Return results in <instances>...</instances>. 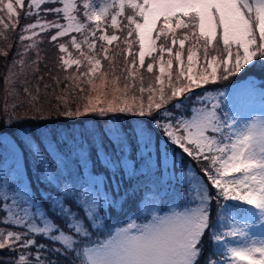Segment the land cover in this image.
<instances>
[{"label":"snow or ice","instance_id":"snow-or-ice-1","mask_svg":"<svg viewBox=\"0 0 264 264\" xmlns=\"http://www.w3.org/2000/svg\"><path fill=\"white\" fill-rule=\"evenodd\" d=\"M25 8V18L35 19L20 27L18 39L32 43L22 44L25 51L17 52L20 58L13 60L4 78V125L24 118L39 122L132 113L147 117V126L133 129L135 148L127 134L116 135L112 152L95 140L85 149L86 141L75 135L70 143L67 139L50 142L42 149L44 141L29 135L28 147L40 161L41 179L57 189L55 196L45 197L48 210H43L30 182H25L15 146L6 142L15 168L11 175L7 171L0 175V252L14 255L0 259V264H264V115H245L236 105L225 110L222 92L213 96L216 102L210 107L193 108L190 119L176 115L194 89L264 65V0H28L27 5L26 0H0V13L7 14V20L0 15L5 30L0 33L4 35L0 55L4 57L12 48L6 33L19 27L20 10ZM49 14L55 18L47 19ZM109 29L115 31L109 34ZM34 37L53 42L61 72L75 66V72L63 80L49 74L57 87L67 83L59 95L53 89L57 103L48 109L39 86L44 77L29 88L24 72L25 66L33 74L39 71ZM64 37L67 40L61 42ZM121 37L125 48L120 47ZM97 40L106 45L117 42L116 51L109 55V48L101 44L97 52ZM186 41L190 46L185 66ZM177 43L179 49L174 52ZM69 45L79 58L72 57ZM85 45L88 52L83 50ZM133 45H138V52ZM29 50L36 52L30 63L24 59ZM118 57H123L120 64L115 62ZM146 57L150 58L147 64ZM102 60L109 62L107 70ZM82 63L87 65L83 72ZM157 63L159 74L145 87L140 70L151 74ZM197 64L203 70L194 73ZM18 65L20 71L14 72ZM17 83L23 85V95ZM109 83L113 98L105 104L100 91L108 96ZM49 87L44 84L45 97ZM253 88L254 82L249 81L237 95ZM76 90L97 95H86L87 102L73 108L69 99L75 98ZM23 105L27 107L22 117L18 109ZM177 148L200 166L199 173L176 175ZM93 149L105 169L103 174H94V164L92 171L84 172ZM170 149L171 172L167 165ZM49 150L55 159L45 155ZM173 182L183 189L179 194L185 202L182 210L152 213L143 223L130 219L124 226L111 224L113 216L126 215L130 206L167 197ZM256 226L261 228L259 235L251 231ZM38 237L49 244L38 243ZM206 237L211 247H206Z\"/></svg>","mask_w":264,"mask_h":264},{"label":"trees","instance_id":"trees-1","mask_svg":"<svg viewBox=\"0 0 264 264\" xmlns=\"http://www.w3.org/2000/svg\"><path fill=\"white\" fill-rule=\"evenodd\" d=\"M28 0H26L27 5ZM48 7H51L53 5H47ZM59 6V5H56ZM27 8L21 9V15L19 18V27L15 30V32L8 31L6 35L10 37V43L12 44V48L9 51V54L7 57H4L0 55V142L3 136H8L11 138H19L20 145H24V147L28 148V150H23L24 148L22 146H19L23 151V156L26 160L27 170L25 173L26 181L30 182V189L32 192L35 193L36 200L40 202V204L43 206V210L49 209V198L53 197L57 194L56 186L53 185L52 187L48 186L47 181H43L41 179V171L40 168L36 169L35 171V165L30 157L32 155L33 157H36L33 155V153L29 150L28 147V136L33 135L32 137L37 139V142L39 140H43L44 143L41 145V148L43 149L45 147V141L46 139L55 142V141H62L67 139L70 143L72 140V136L75 135L77 140H80L83 138L84 141H86L84 147L87 149L91 142L89 141V136H93L94 134L98 133V130L100 132V139L101 142H103L104 148L108 152H112V144L115 142V136L120 135L122 138L125 134H127L128 139L132 142L133 148H135V145L137 143V139L132 135L133 129H139L140 127H146L147 126V117H140L138 115H133L132 113H107L105 116L101 117L95 114H88L86 116L78 117L74 120L67 119L65 117H54L51 121H34L32 119L24 118L20 122H14L10 126L4 125L2 122L6 118L4 113V97H5V89L6 85L4 84V78L6 75H8L9 67L12 65V62L14 59H19L20 57H17V52L23 53L25 50L22 47V44H31L32 40H25L23 42L19 41L18 36L20 33V27H22L25 24L33 22L35 17H28L25 18L23 15L24 11H26ZM0 15L4 16L5 20H7V15L5 13H0ZM54 15L49 14L47 16V19H54ZM66 23V22H65ZM37 31H39L37 29ZM113 29H109L108 33L111 34ZM179 31V30H178ZM5 30L0 26V33H4ZM75 34V33H74ZM119 35L120 33L117 32ZM26 36H30L31 33H25ZM76 35V34H75ZM99 35V33H98ZM79 37V34L77 35ZM37 38L38 47H39V54H40V60L37 62L39 71L33 74L32 70L28 67H24V72L27 75V79L30 81L29 88H33L34 85L39 80L40 76L44 77V80L40 82V89H41V101L44 104L45 109H48L51 105H55L57 103L54 96L51 95L53 92V89H55V92L57 95L61 94L63 90H65V83L62 82L57 87L55 81H53L50 78V75H59L61 80H63V77L68 76L70 74H73L75 72V66L72 68H69L63 72H61L56 67V59L58 55V49L54 47L53 42H50L47 38H41V37H34L33 39ZM134 38V37H133ZM130 38V39H133ZM67 40V37L61 38V42ZM123 37H121L120 47L123 46L126 47L122 43ZM159 44V41L157 42ZM104 44L106 47L109 48V55H112L116 51V42H113L112 45H106L105 42L97 40V49L96 51L99 52L100 45ZM190 46V41H186L185 43V49L183 51V59L185 62V66L187 65V48ZM222 46V45H221ZM4 47V35H0V48ZM179 49V44L174 48V52ZM85 52H88L87 46H84L83 49ZM196 49H194L195 51ZM69 51L72 53L73 58H79V53L72 48L69 45ZM133 51L138 52V47L136 45H133ZM199 55V51L197 52ZM66 55V54H65ZM126 56V52L124 53ZM154 56L157 55L156 53L153 54ZM167 53L164 54V59L167 57ZM24 59L30 63L32 60L36 59V52L34 50H29L25 56ZM123 57H118L115 61L117 64L122 63ZM128 59H131V57H128ZM166 61V60H165ZM150 62V58L146 57L145 63L147 64ZM108 61L102 60V64L104 66L103 70H107L108 68ZM86 63H82L80 67V71L83 72L86 70ZM247 67V66H246ZM177 68V63L174 61L173 63V70L175 71ZM121 70L120 67H117L116 71L119 73ZM202 64L194 65L193 72H199L202 71ZM14 72L20 71V66L18 65L16 69H13ZM141 73L144 76V85L147 87L151 79L159 74V64L154 65V71L153 73H147L144 69L140 70ZM210 71V70H209ZM50 74V75H49ZM256 78V86L259 89H264V65L257 64L255 67L249 68L246 73L239 74L235 77L229 78L227 81H217L215 83L209 82L207 85H203L201 88L194 89L190 100L186 101L185 107L183 109H180L178 112H176V115L181 114L183 116H190L193 111L192 109L195 106L202 107L203 105L207 104L210 105L208 101L209 95L213 94L215 96L217 93L222 92L224 93L223 97H220L222 101V108L225 109L224 100L227 97L226 95H231L233 88L250 78ZM13 80H16L17 77L13 76ZM20 80L24 79V76L19 77ZM83 77H81V82L83 81ZM47 83L51 87L47 89L49 96L45 97L43 95L44 92V84ZM85 88L86 85H83ZM137 86H139V82H137ZM16 87L20 90L21 95H23V85L17 83ZM206 93L208 95H206ZM75 98L73 99L70 96L69 102L72 104V107L75 108V105L79 103L81 107L84 103H86V99L84 97L86 95H89L87 91L85 93H80L78 90L75 91ZM136 95H139V93H136ZM197 97H202L203 99L198 101ZM214 102H216L214 100ZM144 103H147V93H145L144 96ZM27 107V105L21 106V108L18 109L20 115L24 116V109ZM169 108H171V104L168 105ZM91 129V130H90ZM155 142V138H154ZM54 144V143H53ZM142 144V141H141ZM164 149V140H160V150L163 152ZM46 156L50 155L53 159H55V156L51 155V153H45ZM132 155H135V151H133ZM172 152L171 149L169 150V160L167 162L169 172L172 171ZM40 162V161H39ZM93 164L95 166L94 168V174L95 173H101L103 174L105 172L104 167H101V161L97 159V153L95 149L92 151L91 155V161L88 163V171L93 170ZM182 165L186 167H182ZM40 166V165H39ZM189 169L194 170L195 172L199 173L200 166H198L195 162L191 160V158L187 157L186 154L182 155L181 151L177 148L175 152V172L177 176L183 175L186 171ZM37 172V173H36ZM84 172H86V168H84ZM174 189H182L179 187V185H176L175 182H173V186L169 190V192ZM176 196V195H174ZM49 197V198H45ZM140 203H137L133 206H130V209L128 212L134 213L137 219L142 218V214H140ZM49 217H52V212H47ZM213 214H215V203H213ZM123 216H114V217H120L123 218ZM57 223H59V220H57ZM102 238V237H101ZM38 243H45L49 244V241L46 238H37ZM206 240V247H211L210 244L207 243V237ZM12 253H9L7 250H4L0 252V259L8 260L12 257Z\"/></svg>","mask_w":264,"mask_h":264},{"label":"rangeland","instance_id":"rangeland-1","mask_svg":"<svg viewBox=\"0 0 264 264\" xmlns=\"http://www.w3.org/2000/svg\"><path fill=\"white\" fill-rule=\"evenodd\" d=\"M6 14V12H5ZM7 15V14H6ZM78 35V34H76ZM134 39V38H133ZM34 40H37L34 39ZM138 47V45H136ZM122 48H125L124 46ZM168 59V56L165 58V60ZM254 78V77H253ZM253 78H250L238 85H236L233 88L232 94L231 95H226L228 102H229V111H231V108L233 105L239 106L241 108H243L244 110V114L247 115L248 112H251L252 115H264V96L261 95V93H264L263 89H258L256 87L255 84V80H253ZM110 80V78H109ZM249 81L254 82V88L251 90V92L245 90L241 95H237V90L238 89H244L245 85H247L249 83ZM97 84H99V81H97ZM109 92L110 94L108 96H104L103 95V91H100V99L102 101H104V103L106 104L109 100H111L112 94H111V84L109 83ZM89 95H91L93 98L96 97L97 92H91ZM263 99V100H262ZM208 101L210 103V105H208L209 107L211 106L212 103L214 102L213 99V94L209 95L208 97ZM129 103H131V100L129 99ZM194 108H200V106H195ZM194 113H192L190 116H183L181 114H178V116H183L184 118H191V116ZM91 130V129H90ZM33 136V135H31ZM95 140L96 144L99 145L101 143V139H100V132L98 130L97 134H94L93 136H89V141L92 143V141ZM19 138L17 139H13L11 137L8 136H3L0 142V175L3 174V172L7 171L9 173V175H11L12 169L15 168V160L12 157V155L10 154V152L8 150H6L5 148V144L6 142L12 146H15V157L18 158L19 160V165H20V170L23 172L24 175V180L26 181V170H27V165H26V160L23 156V151L19 146L20 142H19ZM28 142V139H27ZM51 141L47 140L45 141V147L49 146V143ZM19 145V146H18ZM54 146V144H53ZM24 149L23 150H28V148L24 147V145L22 146ZM49 152L51 153V155L55 156L54 153L51 152V150H49ZM30 157L32 158L34 165H35V171L36 169L40 168V162L39 159H37L36 157H33L32 155H30ZM56 158V157H55ZM88 166L86 168V172L88 171ZM188 171H193L192 169H189ZM37 173V172H36ZM183 192V189H174L173 191L171 190L169 192V194L167 195V197L161 199V198H157L154 202H141V212L143 213L142 216V220H137V217L135 216V214H131L129 217V219L118 226H124L127 222H129L130 219H135L137 223H143L146 222L147 219H151V215L152 213H156L158 215H166L168 213H170L173 210H182V206H184L185 203L184 201H182L180 199V193ZM176 195V196H174ZM183 202V203H182ZM114 230V228H113ZM251 231L257 235H259L261 233V228L260 226H256L253 229H251ZM103 239V238H101Z\"/></svg>","mask_w":264,"mask_h":264}]
</instances>
